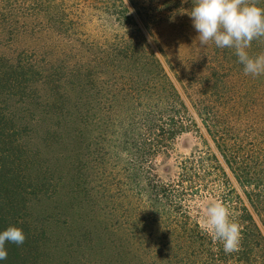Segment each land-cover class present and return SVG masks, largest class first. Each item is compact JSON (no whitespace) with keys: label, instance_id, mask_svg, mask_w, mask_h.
Listing matches in <instances>:
<instances>
[{"label":"rangeland","instance_id":"374dc122","mask_svg":"<svg viewBox=\"0 0 264 264\" xmlns=\"http://www.w3.org/2000/svg\"><path fill=\"white\" fill-rule=\"evenodd\" d=\"M143 1L151 22L149 28L139 22L195 125L155 150V141L144 140L142 125H132L123 114L106 115L108 121L100 119L98 129H103L101 156L95 158L94 146L86 151L89 127L82 124L79 129L73 121L58 124L64 114L57 115V109L44 113L41 101L48 88L31 101L26 96H0L2 111L17 113L25 126L16 128L25 129L19 133L7 127L0 137V232L15 226L26 235L22 245L6 242L8 257L0 264H170L169 257L181 254L176 250L184 243L185 213L191 217L189 222L201 225L209 203L221 201L230 207L227 195L238 193L245 198L204 121H214L231 154L238 153L245 166L255 169L249 161L250 133L264 124L254 123L258 114L252 108L264 113V77L258 78L260 84L251 92L246 77L247 82H242L236 74H244L243 68H233L232 62L222 67L212 62L213 47L200 46L188 14L193 6L184 0ZM28 2L33 6L34 2ZM13 6L12 0H0V9L10 14L6 20L10 25L4 27L19 31L12 43L5 35L0 49L35 48L40 56L53 59L47 63H57L65 44L56 42V32L37 25L16 30ZM80 15V20L68 22L74 27L68 35L77 33L76 39L87 41L104 35L94 8ZM74 59L65 65L69 74L61 91L73 87L70 97L87 98L93 88L103 87L104 96L108 89L104 79ZM251 99H258V104L253 106ZM57 101L59 109L62 102ZM28 109L34 113L31 122ZM98 131L92 135H99ZM257 167L264 176V166ZM45 168H55L54 176L59 174L50 180V187L44 179ZM155 183L164 186L166 194L156 193ZM34 190L35 196L29 194Z\"/></svg>","mask_w":264,"mask_h":264},{"label":"trees","instance_id":"16d2710c","mask_svg":"<svg viewBox=\"0 0 264 264\" xmlns=\"http://www.w3.org/2000/svg\"><path fill=\"white\" fill-rule=\"evenodd\" d=\"M12 1L14 6L11 13H13L15 24L17 23L16 30L26 27L34 28L37 25L41 30L55 31L56 42L64 43L65 48L59 49L57 63H47L53 59L40 56V51L35 48L16 47L9 51L0 49V96H4L6 99L11 96L22 99L26 96L31 101L39 95L41 97L48 88L49 93L41 101L44 113L47 115L57 109L58 111L54 110L57 115L64 114L63 118H59L61 122L58 124H67L73 121L77 126L85 124L89 127L91 136L86 151L89 152L94 146L91 154L95 152V158L101 156V145L104 138L101 135L103 129L99 131L98 129L100 128V119H102V123L105 120L108 121L106 115L109 117L123 114L125 118L128 117L132 125H142L144 140L155 141V150L161 148L163 141L173 140L177 134L183 131L187 132L195 125L188 115L184 101L139 22L140 20L146 28H149L151 17L146 2L143 0ZM28 1L34 2L33 6ZM186 3L188 7L194 6L193 0H186ZM258 3L259 6L264 7V0H258ZM28 5L32 8L30 9ZM88 7L94 8L95 12L99 13L105 32L101 37L95 36L92 41L81 38L78 40L75 38L77 33L68 35L74 28L68 26V22L80 20V13ZM9 15L6 14L5 9H0V44L5 41V35H9L10 39H8L12 43L13 38L19 33L14 29L6 30L4 27L9 24L6 21ZM210 46L213 47L212 62L220 64L221 67L224 63L229 65L232 62L233 68L240 67L238 70H242V68L244 70V66L239 63L234 50L220 49L214 44H210ZM262 52H264V41H254L249 49L250 55L255 56ZM70 58H75L89 66L92 68L91 74L104 79L103 84L108 86L104 96L103 87L96 91V88H93L94 92L87 98L70 97L74 90L73 87L61 91L62 82L69 74L65 65L70 62ZM236 74L238 77H242V82H247L243 80L246 77L250 82L251 92L257 90L256 86L260 84L257 83L258 78L264 77V75L254 77L241 72ZM81 85L82 83L78 81V86ZM224 93L222 92V95ZM251 96L252 94L249 97ZM109 97L110 99L107 101ZM59 99L62 103L58 109L57 100ZM251 100L253 106L258 104V99ZM248 104L250 105V102ZM16 110L19 111L20 108L18 107ZM100 111H102V116H100ZM252 113L258 114L257 118L254 116V123L264 124V113L258 112V109L254 107ZM15 114L17 117L13 113L6 115L0 105V137L7 127L17 133L25 130L20 117L17 113ZM28 120L30 122L34 120L32 109H28ZM18 126L23 128L19 127L20 131H18L16 129ZM204 126L212 135V140L224 163L233 173L245 196L243 198L238 193L235 196L227 195V200L231 202L230 209L242 225L241 248L238 252L226 254L223 245L220 242H213L211 237L202 231L197 221L189 222L191 217L185 213L184 243L178 244L176 250L181 254L175 253L173 257H169V263L264 264V232L255 217L256 214L261 224L264 225V176L257 167L260 164L264 166V125L258 132L253 129L250 133L252 151L249 161L254 162L257 167L255 169L245 166V162L240 161L238 153L236 156L231 154L222 132L214 121H204ZM78 127L81 129L80 126ZM95 130L100 132L99 135H92ZM150 134H153V137H150ZM151 146L154 147L152 144ZM86 164L87 167H90L87 162ZM191 164H193L192 161ZM37 171L40 174L43 172L38 169ZM55 173H57L55 168L53 170L44 169V179L48 181L49 187L51 186L50 180L59 178V174L54 176ZM154 189L158 194L160 192L166 194L165 187L162 185L155 183ZM29 194L35 196L36 191Z\"/></svg>","mask_w":264,"mask_h":264},{"label":"clouds","instance_id":"9594fccd","mask_svg":"<svg viewBox=\"0 0 264 264\" xmlns=\"http://www.w3.org/2000/svg\"><path fill=\"white\" fill-rule=\"evenodd\" d=\"M193 4L188 14L199 34L196 39L200 46L214 44L220 49H232L244 66L245 75H264V52L255 56L249 53L254 41H264V7L259 6L258 0H193ZM200 226L213 242L223 245L226 254L240 251L242 225L225 203H209ZM25 240L19 227L0 232V260L8 257L6 242L22 245Z\"/></svg>","mask_w":264,"mask_h":264}]
</instances>
